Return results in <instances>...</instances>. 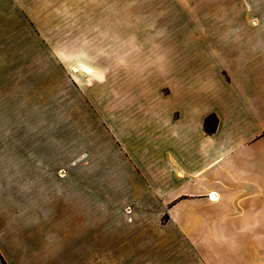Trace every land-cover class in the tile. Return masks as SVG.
<instances>
[{"label": "crops", "instance_id": "obj_1", "mask_svg": "<svg viewBox=\"0 0 264 264\" xmlns=\"http://www.w3.org/2000/svg\"><path fill=\"white\" fill-rule=\"evenodd\" d=\"M161 10L174 57L152 49L178 28L146 22ZM50 17L115 47L73 65L89 80L63 113L26 117L28 147L0 108V264H264V0H0V84L12 38Z\"/></svg>", "mask_w": 264, "mask_h": 264}, {"label": "rangeland", "instance_id": "obj_2", "mask_svg": "<svg viewBox=\"0 0 264 264\" xmlns=\"http://www.w3.org/2000/svg\"><path fill=\"white\" fill-rule=\"evenodd\" d=\"M258 6L256 4L255 8ZM125 8L127 7L121 9L124 10ZM46 11L49 12L48 9ZM65 11L67 14L61 17L62 21L68 20L69 17L68 10ZM158 12L157 14L150 13L152 15H149L148 13L145 15L149 20L146 21L149 25L172 22L178 28L172 29L174 33L171 38H166L165 34L151 37L150 39H153L152 49L156 57L169 58L179 55V41L184 38L183 32L185 31L179 23L181 20L178 16L174 17L167 14L166 11ZM51 18L43 19L45 23L44 21L29 22L27 26L29 37L12 38L11 69L8 72L6 70L9 76L4 78L3 84H0V108L23 110L25 118L22 119V124L27 127L23 128L24 139L22 141L23 146L26 145V147H28V139H30L29 122L31 121L30 118L26 117H30L31 112L37 109L41 112L63 113L66 98H73V100L76 97L79 98L80 94L76 88L89 80L88 77L85 79L81 72L73 73V65L79 66V64L88 61V56L93 51L96 55L93 54L95 58H91L99 61L100 56L97 54L114 51L115 47V44L110 42L84 41L83 39L87 34L86 29H88L86 26H76L77 36L75 39H71L74 34H72L74 26L68 23L46 22ZM191 19L194 20L193 17ZM34 31L38 34L36 37L33 36ZM99 37V35L93 34V38ZM174 41L175 45L168 44ZM95 71L97 70L95 69L91 74ZM193 71L194 64L189 65L188 72L193 73ZM161 73L155 77L156 80L161 79ZM25 153L26 156H24ZM28 153V150H22V158L27 157ZM10 167H6L8 173H10ZM60 173L58 175H61ZM4 178L8 177L5 176ZM3 183V204L11 206L12 201H15L13 204L17 205L19 197H12L11 190L14 192L17 190L19 192L24 191L26 186L20 183L19 186L13 187L10 182Z\"/></svg>", "mask_w": 264, "mask_h": 264}, {"label": "trees", "instance_id": "obj_3", "mask_svg": "<svg viewBox=\"0 0 264 264\" xmlns=\"http://www.w3.org/2000/svg\"><path fill=\"white\" fill-rule=\"evenodd\" d=\"M217 126L218 120L215 115L211 114L205 118L203 129L206 133H213Z\"/></svg>", "mask_w": 264, "mask_h": 264}, {"label": "bare ground", "instance_id": "obj_4", "mask_svg": "<svg viewBox=\"0 0 264 264\" xmlns=\"http://www.w3.org/2000/svg\"><path fill=\"white\" fill-rule=\"evenodd\" d=\"M211 197V200H214L215 198H214V196H213V194L210 196ZM214 198V199H213Z\"/></svg>", "mask_w": 264, "mask_h": 264}, {"label": "built area", "instance_id": "obj_5", "mask_svg": "<svg viewBox=\"0 0 264 264\" xmlns=\"http://www.w3.org/2000/svg\"><path fill=\"white\" fill-rule=\"evenodd\" d=\"M209 199L211 200V197L209 196Z\"/></svg>", "mask_w": 264, "mask_h": 264}]
</instances>
